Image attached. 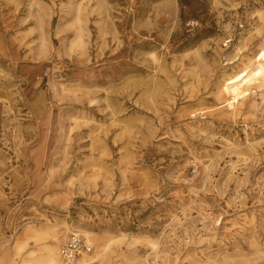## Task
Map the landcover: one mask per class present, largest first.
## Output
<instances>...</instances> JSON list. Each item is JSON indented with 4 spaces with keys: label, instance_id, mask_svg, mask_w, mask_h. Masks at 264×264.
Wrapping results in <instances>:
<instances>
[{
    "label": "rangeland",
    "instance_id": "obj_1",
    "mask_svg": "<svg viewBox=\"0 0 264 264\" xmlns=\"http://www.w3.org/2000/svg\"><path fill=\"white\" fill-rule=\"evenodd\" d=\"M101 4L115 36L98 22ZM78 10L86 48L67 53ZM262 38L264 0H0V264L40 257L50 240L24 230L53 225L63 263L74 237L85 247L74 264L95 255L69 228L157 242L156 253L120 245L129 264H264V95L248 98L256 112L218 109L221 76ZM151 51L168 109L147 112L143 142Z\"/></svg>",
    "mask_w": 264,
    "mask_h": 264
},
{
    "label": "bare ground",
    "instance_id": "obj_2",
    "mask_svg": "<svg viewBox=\"0 0 264 264\" xmlns=\"http://www.w3.org/2000/svg\"><path fill=\"white\" fill-rule=\"evenodd\" d=\"M32 6L39 7V4L31 3L30 8H32ZM96 12L99 16L98 22L102 24V31L105 34L110 32L113 36H115L116 33L112 21L113 18L110 14V8L108 5L101 4L96 9ZM37 14H39V12ZM74 25L77 26V37L71 43V45L67 47V53L75 51H80L81 53L84 52L86 48V42L83 39V33L85 30L80 16V10L77 11ZM44 46V40L40 38L38 51L41 52ZM239 54H241L240 49L235 50L234 57L229 59L228 63H225L224 65H233L236 61H238L239 58L237 57ZM162 62L163 61L160 55L155 51H151L147 52L143 56L142 62L140 63V69L143 70V73L140 75L142 82L139 89V94L142 98L140 111V135L143 142H146L147 137L151 136L154 131L152 128L154 124L149 123L148 118L150 117H148L147 112L152 114V119H156L159 117L160 108L167 107L164 98L162 102H159V95L155 85L156 76H159V74L164 72V66ZM242 66V70L238 72H236V68H238V66H234L232 67L233 72L231 74L227 75L224 73L221 76V89L218 94V99L221 102L219 103L218 109H222L224 107L226 108V111H230L236 106H243L246 103L248 104V108L253 112L259 111L260 107L255 102H249L248 98L256 92H261L264 95V38L261 39V43L252 60H249L248 62H242ZM148 71H151V73ZM197 115L198 114L196 113H192L191 118H196ZM51 228L53 229L51 231L38 230L32 228L31 226H27L25 228L24 233L30 235L33 237V239H36L37 242L44 239H49L50 243L42 244V255L40 257H32V255H34V251H31L28 254L29 258L22 259L20 264H64L61 260L60 249L57 245L58 230H60L61 227L53 225ZM65 229L75 236L84 237V243L86 244L85 246L88 249L91 247L94 249V257L89 258L87 255H83L76 264H89L92 260L96 259H101L103 262L101 264H108L111 260L113 264H125V262L129 264L128 257L125 256V252L121 250L120 245L123 244L127 250H133L132 254H135L137 246L144 245H147L152 251H154V253H156V241L140 237L128 238L125 235L108 237L106 235H97L83 230H73L69 228ZM23 249L24 244H15V255H20ZM206 264H220V261L216 259H209L206 261ZM238 264L247 263L240 261Z\"/></svg>",
    "mask_w": 264,
    "mask_h": 264
},
{
    "label": "built area",
    "instance_id": "obj_3",
    "mask_svg": "<svg viewBox=\"0 0 264 264\" xmlns=\"http://www.w3.org/2000/svg\"><path fill=\"white\" fill-rule=\"evenodd\" d=\"M73 242L69 246H64L62 249V255L64 264H74L76 257L84 250V244L80 239L73 238Z\"/></svg>",
    "mask_w": 264,
    "mask_h": 264
}]
</instances>
